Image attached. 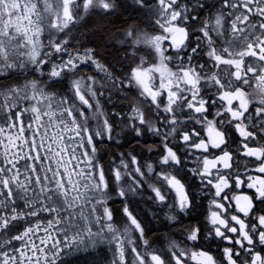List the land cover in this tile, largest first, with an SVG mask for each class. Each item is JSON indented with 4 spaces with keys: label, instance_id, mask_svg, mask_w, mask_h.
I'll use <instances>...</instances> for the list:
<instances>
[{
    "label": "snow or ice",
    "instance_id": "obj_1",
    "mask_svg": "<svg viewBox=\"0 0 264 264\" xmlns=\"http://www.w3.org/2000/svg\"><path fill=\"white\" fill-rule=\"evenodd\" d=\"M63 3L47 45L0 25V264H264V0H133L120 67L71 32L122 5Z\"/></svg>",
    "mask_w": 264,
    "mask_h": 264
},
{
    "label": "flooded vegetation",
    "instance_id": "obj_2",
    "mask_svg": "<svg viewBox=\"0 0 264 264\" xmlns=\"http://www.w3.org/2000/svg\"><path fill=\"white\" fill-rule=\"evenodd\" d=\"M26 1L32 2V5L30 6L34 8L33 10L20 12V17L22 19H28L29 21V27L26 29V32L34 30L38 24L42 23L43 36L41 37V40L44 45H47L50 40L61 38L58 37L57 34L49 31V25L56 14L51 6L53 4H59V0ZM39 2L47 3V9L40 10L38 7ZM109 2L116 5H122V7L115 15L108 17L94 16L90 20L85 21L82 25L71 32V44L79 47L80 43L88 40L90 41L88 46L95 47L100 56L104 57L107 61L116 63L117 67L136 64L138 63V58H147L148 49L146 47L145 38L146 34L151 31L157 35V32L153 31L154 26L152 21L156 18L158 9L154 8L152 13H141L133 9V0H109ZM208 2L211 4L213 0H208ZM27 7L29 6L27 5ZM68 8V0H64L63 13L65 17H67ZM33 13L36 15L34 16ZM19 30L21 31V29ZM170 30L176 31L175 26H170ZM133 32H135L136 35L132 40H128L127 36ZM81 33H85V35H81ZM137 44H139L144 50H140L137 47ZM15 45L16 41H12L10 47L14 48ZM0 83H3V81H0ZM113 99L115 100L116 97H113ZM119 130L120 129H117V131ZM131 143L134 144L135 141H132ZM128 150H130L128 143H122L119 146L113 145L110 149L109 155ZM105 159H107V157H105ZM185 222H187V218H185ZM149 228L151 230L150 234L152 235H161L169 231V225L167 222L161 221H151ZM172 230L175 231V229ZM74 257H77L76 261L84 259V256L81 254L69 256L65 258V264H72V262H74V259L72 258ZM88 258L90 260L97 259L98 264H107L112 258V253L106 244H99L94 255L89 256ZM91 264H94L93 261Z\"/></svg>",
    "mask_w": 264,
    "mask_h": 264
},
{
    "label": "rangeland",
    "instance_id": "obj_3",
    "mask_svg": "<svg viewBox=\"0 0 264 264\" xmlns=\"http://www.w3.org/2000/svg\"><path fill=\"white\" fill-rule=\"evenodd\" d=\"M27 5L29 7H27ZM30 5H32V2L26 0H7L6 4H0V25L14 26L16 29H21V31L26 32V29L29 27V21L28 19H22L20 17V12L33 10L34 8H32ZM38 7L40 10H46L47 3L39 2ZM39 25H42V23ZM154 36L156 35L152 31L146 34V38H151Z\"/></svg>",
    "mask_w": 264,
    "mask_h": 264
},
{
    "label": "trees",
    "instance_id": "obj_4",
    "mask_svg": "<svg viewBox=\"0 0 264 264\" xmlns=\"http://www.w3.org/2000/svg\"><path fill=\"white\" fill-rule=\"evenodd\" d=\"M72 259H74V262H72V264H86L85 258L84 259H81V260H77V261H76L77 257H74ZM92 261H93L94 264H98V260L97 259L90 260L89 258H88L87 264H91Z\"/></svg>",
    "mask_w": 264,
    "mask_h": 264
}]
</instances>
